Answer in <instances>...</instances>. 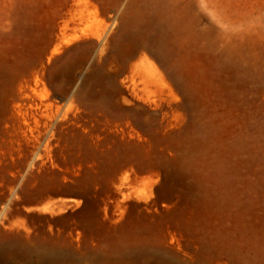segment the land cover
Instances as JSON below:
<instances>
[{
    "label": "rangeland",
    "instance_id": "374dc122",
    "mask_svg": "<svg viewBox=\"0 0 264 264\" xmlns=\"http://www.w3.org/2000/svg\"><path fill=\"white\" fill-rule=\"evenodd\" d=\"M0 264H264V0H0Z\"/></svg>",
    "mask_w": 264,
    "mask_h": 264
},
{
    "label": "bare ground",
    "instance_id": "6f19581e",
    "mask_svg": "<svg viewBox=\"0 0 264 264\" xmlns=\"http://www.w3.org/2000/svg\"><path fill=\"white\" fill-rule=\"evenodd\" d=\"M181 2H182V1H181ZM184 3H185V2H184ZM147 14H148V13H147ZM157 16H158V15H157ZM159 22H160V21H159ZM159 24H160V23H159ZM162 24H163V23H161L159 26L163 27ZM157 26H158V25H157ZM194 27H195V26H194ZM168 28H170V27H168ZM167 31L169 32L167 36L173 37V35H174V33H175L174 30H173V28H170V29H168ZM162 33H163V32H162ZM166 33H167V32H166ZM166 33H165V36H166ZM176 33H177V32H176ZM174 37H176V36H174ZM174 37H173V38H174ZM173 38H171V39H173ZM168 39H170V38H168Z\"/></svg>",
    "mask_w": 264,
    "mask_h": 264
}]
</instances>
